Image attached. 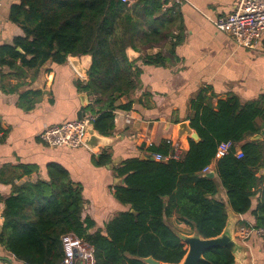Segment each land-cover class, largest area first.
Returning a JSON list of instances; mask_svg holds the SVG:
<instances>
[{"label":"trees","instance_id":"16d2710c","mask_svg":"<svg viewBox=\"0 0 264 264\" xmlns=\"http://www.w3.org/2000/svg\"><path fill=\"white\" fill-rule=\"evenodd\" d=\"M168 2L136 0L129 5L120 0H17L9 19L22 28L23 35L0 45V86L4 88L2 80L8 75L1 68H8L9 75L18 79L26 76V70H34V78L47 60L62 63L69 55L90 54L89 79L82 89L94 99L85 109L98 107L93 127L108 135L114 129L113 111L130 107L116 101L135 88L136 72L131 70L126 49L153 46L171 35L177 16L175 3L164 9ZM146 61L164 65L159 54ZM21 84L19 81L8 90ZM39 96L38 90L24 91L19 105L31 109ZM192 109L189 127L198 138L188 137V149L179 159L154 158L156 153L167 155L172 150L171 142L162 140L147 147L148 157H126L115 167L122 183L115 187L114 197L129 209L117 212L103 229L92 231L95 222L82 215L81 187L71 182L64 167L49 163L45 181L13 185L12 193L2 199L0 243L25 264H59L63 257L61 236L72 233L93 247L94 264H149L144 261L147 257L176 264L187 244L166 222L173 212L204 238L221 233L226 205L236 214L250 212L253 227L264 228V184L257 174L264 167V139H250L264 125V97L241 102L232 95L213 102L202 90L192 100ZM224 141L232 146L216 157L217 146ZM213 160L226 201L215 198L217 183L203 173ZM110 161L108 150L94 158L97 166ZM255 196L258 199L253 207ZM241 225L249 226L246 220ZM198 264H234V257L228 247L214 246L204 252Z\"/></svg>","mask_w":264,"mask_h":264},{"label":"crops","instance_id":"0c3cea01","mask_svg":"<svg viewBox=\"0 0 264 264\" xmlns=\"http://www.w3.org/2000/svg\"><path fill=\"white\" fill-rule=\"evenodd\" d=\"M236 1L169 0L164 9L175 3L174 15L177 16L171 35L159 44L139 45L136 50L126 51L131 70L136 72L135 88L120 97L116 104L125 103L130 107L116 108L114 129L108 135L96 132L100 140H92L91 146L49 147L38 137L45 127L98 112L97 106L93 110L85 109L94 97L82 89L89 79L90 56H76L81 72L75 69L69 56L62 63L47 60L34 78V70H26V76L18 79L9 75L8 68H1L8 75L2 80L4 88L0 86V227L2 199L12 193L13 185L45 181L47 164L58 163L66 169L71 182L81 187L82 215L95 222L92 231L103 229L104 223L117 212L129 209V205L121 204L114 197L115 187L122 183L115 167L126 157L147 156V147L159 145L162 140L170 141L172 150L179 146L182 155L188 149V137L193 132L187 130L188 119L193 114L192 100L202 90L213 97V102L232 95L241 102L264 97V35L254 47H241L212 22L230 13ZM16 2L2 0L0 45L11 44L14 37L23 35L22 28L9 19L10 8ZM157 54L164 57V65L146 61L147 57ZM19 81L22 84L16 90H8ZM27 90H38L40 96L31 109L25 110L19 105V95ZM257 135L264 139V125ZM103 150L111 152V161L97 166L94 158ZM208 166V171L203 173H213L210 177L218 186L215 198L226 201L215 160ZM257 174L263 177L264 184V167ZM257 199L258 196L253 198V207ZM231 216L235 221L233 236L243 246V255L234 264H264V237L252 234L240 239L236 234L241 221L254 225L252 214L236 216L232 211ZM166 222L180 233L191 232L175 212ZM0 264L25 263L0 243Z\"/></svg>","mask_w":264,"mask_h":264},{"label":"built area","instance_id":"2783aa9c","mask_svg":"<svg viewBox=\"0 0 264 264\" xmlns=\"http://www.w3.org/2000/svg\"><path fill=\"white\" fill-rule=\"evenodd\" d=\"M131 4L134 0H120ZM180 2V0H175ZM2 0H0L1 6ZM220 30L228 33L237 46L254 47L264 35V0H237L234 9L227 14L212 20ZM94 115H85L82 118L65 121L61 124L45 127L38 137L49 147H77L83 145L86 126L92 123ZM232 146L230 141L218 144L216 157L226 154ZM241 153L237 150L236 155ZM181 151L175 146L167 155L156 153L157 160L179 159ZM206 166L203 171H208ZM236 234L240 239H246L252 234L264 237L263 227L240 225ZM63 257L59 264H94V249L85 240L67 233L61 236Z\"/></svg>","mask_w":264,"mask_h":264},{"label":"water","instance_id":"95a60500","mask_svg":"<svg viewBox=\"0 0 264 264\" xmlns=\"http://www.w3.org/2000/svg\"><path fill=\"white\" fill-rule=\"evenodd\" d=\"M128 49H132V48H127L126 51ZM18 50H20V49L18 48ZM86 55L91 57L90 54L69 55V58L71 60L72 65L79 72H81V68H80L78 59H76V56L82 57V56H86ZM129 56H132V55H129ZM91 63H92V57H91ZM189 129L192 130L189 127V123H188V129L187 130H189ZM96 132L97 131L94 129L92 123H89L86 126V132H85V136L83 138L84 145L91 146L92 145V140L93 141L100 140V137H98L96 135ZM190 137L193 138V139H197L198 138L197 134L194 131L190 132ZM257 137H258V135H253V136H251V139H255ZM145 157H140V158H145ZM151 159H154V158L151 157ZM206 175L207 176H213V173L212 172H208V173H206ZM230 209H231L230 206L226 205L227 219H226L225 226H224L223 230L221 231V233L219 235H217V236H214V237L204 238V237L199 235V233L197 232L196 229H193L188 234L180 233V232L176 231L174 228H172L170 226L172 228L173 232L180 239L185 241L186 244H187V249H186V252H185L184 256L182 257L180 262L176 263V264H198V262L203 258L204 252L207 249H209L211 247H214V246H226V247H228L229 250L231 251V253L233 254L234 263L239 259V257L241 255H243V246H242V244L240 242H238L235 239V237L233 236V229H234V222L235 221H233V219H232V216H231V212H232L231 210L232 209L231 210ZM233 214H234V212H233ZM235 215L236 216H238V215L240 216L241 214H236L235 213ZM0 233H1V227H0ZM144 261L149 263V264H175V263L160 262V261L155 260V259H153L151 257L145 258Z\"/></svg>","mask_w":264,"mask_h":264},{"label":"rangeland","instance_id":"374dc122","mask_svg":"<svg viewBox=\"0 0 264 264\" xmlns=\"http://www.w3.org/2000/svg\"><path fill=\"white\" fill-rule=\"evenodd\" d=\"M80 264H84V262L82 261Z\"/></svg>","mask_w":264,"mask_h":264},{"label":"bare ground","instance_id":"6f19581e","mask_svg":"<svg viewBox=\"0 0 264 264\" xmlns=\"http://www.w3.org/2000/svg\"><path fill=\"white\" fill-rule=\"evenodd\" d=\"M145 156H146V155H145ZM148 156H149V155H148ZM148 156H147V157H148Z\"/></svg>","mask_w":264,"mask_h":264}]
</instances>
